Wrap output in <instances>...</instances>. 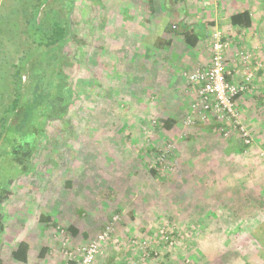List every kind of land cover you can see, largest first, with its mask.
<instances>
[{"label":"rangeland","instance_id":"rangeland-1","mask_svg":"<svg viewBox=\"0 0 264 264\" xmlns=\"http://www.w3.org/2000/svg\"><path fill=\"white\" fill-rule=\"evenodd\" d=\"M42 1L0 0V127L14 124L13 122L17 120V116L7 114V111L11 109L12 102L24 95L27 89L30 88L34 78L33 72L41 68L36 50L40 39L43 38L42 32L46 28L38 33L35 31V24L42 22L48 27L51 20L57 17L56 13L61 9L60 1L47 0L44 4H41ZM74 5L75 10L71 19L77 25H73L71 31L88 40L92 34V26L101 27L103 26L101 25L102 22L106 21L101 19V24H99L100 20L97 22L96 19H93L95 17L94 11L83 0H75ZM87 9L88 12H85ZM88 13L89 15H87ZM102 29H106L105 26ZM119 37L121 36L119 35ZM88 42L89 45L90 40ZM69 52H67V55L71 61L73 62L74 58L72 55L76 53V61L78 62L81 59L83 64L82 70L88 69L90 74H88V71L81 74L84 71H80L82 80L79 79L80 81L76 83L81 85V90L75 94L74 99V95L70 98L72 102L74 100V103L70 106L66 117L46 122L42 137L31 148L32 155L14 157L11 154H2V149L7 144L0 146V191L8 189L13 193V196L1 208L5 230L0 233V249L2 242L10 251L17 243L18 237L21 236V239L27 238L33 242L36 235H38L39 238L35 239L37 242L34 245L38 248L40 246L48 248V254L40 263L45 260L57 264L60 260V263L64 264L66 259L65 245L72 246V248L83 246L96 239L106 227H110L112 229L110 243L104 245V247L120 251L119 264H136V261L140 259L138 249L133 247L130 249L129 242L125 243V240H118V236L124 234L129 236L127 239L132 236L131 240L150 243L153 251L158 253L157 256L152 254L149 258L147 257L148 259L141 261V264H174L179 253L189 248V245L185 246L182 243L183 239L180 236L177 216L173 218L171 213L167 211L166 206H163L165 212H160L157 202L161 200L163 203L169 204L171 191L178 187L175 175H173L174 167L170 162V158L175 151V145L173 142H165L163 145L162 155L163 153L166 155V162L163 164H160L159 158L161 156L157 157L153 154H149L150 159L142 160L143 155L141 154L149 146H142L146 142H136L135 140L134 145L128 143V147L132 148L131 150L126 145H122L121 138L124 141V134H126L127 129L134 127L131 130L134 129L135 135H138L141 122L146 121L143 119L141 111H138V101L134 100L133 105L124 106L125 104L123 105L122 102H113L112 99L115 97L111 93L106 96L107 91L105 89H108L111 83L109 81V85L106 86L108 75L113 78V81L119 79V76L122 78V75L116 69H110L111 63L107 64L109 57L106 46L100 53L93 51L92 48L89 49L87 46L80 49V51L74 52L73 49H70ZM118 55L120 57L124 56L121 52ZM99 57L104 64V69L99 68L101 64H95ZM85 65L87 66L84 67ZM94 68L95 70H93ZM17 71H21L20 78L15 75ZM69 72H73L72 69H69ZM95 83L99 86L98 89L93 87ZM113 104L118 107L117 110L113 109L121 114V118H118L117 114H114V118L108 115V106ZM261 107L259 110H264V104ZM150 118L151 121H158L154 117ZM190 119L191 116L183 120V129H178L176 131L177 135L183 133L181 136L184 137L190 130L189 128L203 124L197 120L188 123ZM213 122L215 123L214 120ZM112 123L118 124V126H113ZM245 125L248 128V124ZM219 127V125L216 126L217 131L225 138ZM151 128L154 132L164 131L161 126L156 124H151ZM135 135L132 138H135ZM136 139H138V136ZM237 140L245 148L251 149L254 145L253 140L250 146H244L238 138ZM1 141L2 138H0V143ZM107 149L112 152L109 157L106 153ZM120 149H124L126 152H121ZM96 151L98 155L97 159H94L91 156ZM148 152L150 153V150ZM130 154L133 157H129ZM259 157L264 159L263 151L259 152ZM90 168L94 174L97 172L107 174L110 172L112 174L110 177L114 179L113 185H111L113 188H109V192L98 190L94 193L91 191L86 195L79 193L76 187L71 186V188H68L66 186L68 180L74 182V170L79 171L82 169L88 172V175H91ZM150 169H158L157 176L159 178L152 176L149 172ZM241 177L242 180L238 183L239 177L234 178L236 185H241L242 188L240 200L253 202L256 197L252 200L251 197H254L255 193L261 195L262 197L259 198L262 199V201L259 200V202H262L260 211L264 213V168L261 173H257L254 167L245 165ZM230 179L228 178L226 182L230 183ZM157 182L163 188L156 187L158 186ZM197 183L198 179H191L184 187H189L192 184L191 188L196 191L195 188L203 186L202 183H200V186ZM88 186V188L92 187L90 182ZM249 187H251V192ZM164 188H167V192ZM91 206L92 210H89ZM237 206L239 208L234 211L236 215L250 220L254 218L250 212L246 211L242 202ZM116 207L123 209V213L114 210ZM126 210L130 211L127 212ZM133 211L141 212L142 223L140 225L146 224L142 235H138V237L133 236L128 230L126 232L122 229L127 223H134ZM47 212L51 213V222L42 223L40 218ZM76 212L77 217L76 214L74 216ZM101 215L106 217L107 221L103 224L101 230L100 227L98 228L100 231L97 233L95 230H97V222ZM78 218L81 221H77ZM81 223L82 228L93 229L97 234L93 233V237L87 236V239H85L79 226H77L79 234L76 237H73L66 230L68 226ZM241 223L245 222L242 221ZM260 226L258 222L249 223L238 232L251 233L255 228L260 230ZM163 227H166L165 230L169 229L177 238L175 240L176 245L172 248H169L165 244V240L161 238L160 230ZM198 229L199 227H194L189 233L194 235V232ZM192 235L189 234L191 238ZM262 240H264V237ZM74 241H76V244L72 243ZM206 244V242L199 243L201 246ZM262 244L264 249V242ZM243 253L246 254V251ZM10 254V252L5 253L3 251L4 264H13V258ZM191 254H188V250L185 251V255L178 258L179 264H197ZM106 256L107 250H104L102 258H98L95 264L102 261L101 259H104V257L106 259L108 257ZM213 261L222 264L225 262V258H206L202 264L210 262L212 264Z\"/></svg>","mask_w":264,"mask_h":264},{"label":"crops","instance_id":"crops-1","mask_svg":"<svg viewBox=\"0 0 264 264\" xmlns=\"http://www.w3.org/2000/svg\"><path fill=\"white\" fill-rule=\"evenodd\" d=\"M155 7L156 14L152 17V23L145 26L144 32L134 33L133 28H128L107 35L105 38L109 57L107 64L111 63L110 69H116L122 75V78L119 76V79H114V81L108 75L107 80L111 81L108 91L115 97L112 101L122 102L126 106L133 105L134 100H137L138 111H141L143 119L146 120L141 122L138 135H135L134 129L131 130L134 127L127 129L124 134L125 142L121 138V144L128 147L129 144L134 145L135 140L146 142L142 146H149L141 155H143L142 160H147L150 159L148 156L151 155L153 149H163L165 142L174 143L175 151L170 162L174 167L173 175H175L178 187L171 191L169 204L161 200L157 203L160 212H165L163 206H166L173 218L177 216L176 219L180 222L178 226L183 239L182 243L185 246L189 245V248L179 253L178 258L183 257L185 251L188 250V254L192 253V258L197 264H202L206 258L219 257L225 258L222 264H264L262 260L264 259L262 244L264 242L262 240L264 218L261 219L260 230L255 228L251 233H239L238 231L243 226L260 222L258 217L250 220L234 213L239 208L237 204L241 202L242 193L241 185H236L234 178L239 177L237 183L242 180L245 165L254 167L257 173H261L264 168V159L259 157V152H264V110H259L264 104V0H211L208 5H203L201 0H157ZM241 12L249 13L251 18L249 28H240L230 24L229 18ZM179 24L198 33L200 40L195 48L187 46L180 33L176 32ZM215 28L221 30L224 39L228 42L224 53L228 81L240 83L246 75L252 76L248 91L236 100L240 117L245 124H248L253 137L254 145L251 149L242 147L235 137L223 138L217 131V125L213 120L203 123L204 125L198 124L196 127L189 128L190 130L184 137L181 136L183 133L176 134L178 129H183V120L191 116V106L196 98L195 88L187 83L185 74L209 63L210 37ZM157 41H171V45L163 49L155 48ZM120 52L124 56L120 57L118 55ZM241 53L249 56L246 64H249L248 68L244 67L246 65L240 56ZM257 62H262L260 69L256 65ZM113 108L117 110L118 107L115 104L108 106V115L114 118V114H117L118 118H121V114ZM150 117L158 120L173 119L175 121L174 131L172 128L170 131L154 132L151 128ZM112 125L118 126L113 123ZM134 135L135 138H132ZM137 136L138 139H136ZM120 151L126 152L124 149ZM106 153L108 157L112 155L110 149H107ZM97 155L96 151L91 157L97 159ZM129 157L133 156L130 154ZM90 170L91 175L82 169L74 170V182L71 180L67 182H71L72 187H76L79 193L86 195L98 190L109 192V188H113L111 185L114 179L110 177L112 175L110 172L94 174L91 168ZM156 177L159 178L157 175ZM228 178H231L230 183L226 182ZM191 179H198L197 184L200 186L202 183L203 186L195 188L196 191L191 188L193 183L189 187H184ZM89 182L91 188H88ZM157 184L156 187L163 188L159 182ZM164 190L167 192V188ZM249 190L251 192V187ZM255 197L253 203L259 210L262 205V202H259L262 199L259 198L262 196L255 193L251 200ZM115 209L122 213L124 211L118 207ZM89 210H92V206ZM140 213L133 211L134 223H127L125 228H122L135 237L142 235L146 225H140L142 223ZM75 214L77 217V212L74 216ZM42 216L52 219L50 212ZM106 219L102 215L98 219L97 230H95L97 233L102 229ZM77 221L81 220L78 218ZM242 221L245 223H241ZM82 223L73 224V226L81 227ZM194 227H199V229L192 235L189 231ZM80 230L85 239L87 236L93 237V233H96L90 228L81 227ZM128 237L124 234L118 236V240H125V243H128L132 236L127 239ZM36 238H39L38 235ZM16 241L17 243L10 251L2 242L1 262L4 257L3 251L12 253L18 243L25 241L30 245L28 262L25 264H54L45 260L40 263L48 254V248L41 246L38 248L34 245L37 241L21 239V236ZM200 242L207 244L201 246ZM72 243L76 244V241ZM106 250L108 257L106 256V259L104 257L105 260L101 259L102 261L96 264H119L120 251L111 250L110 247H105ZM245 251L246 254L243 253ZM178 258L175 259L174 264H179ZM12 261L13 264H22L14 259ZM57 264H61L60 260ZM212 264L218 263L213 261Z\"/></svg>","mask_w":264,"mask_h":264},{"label":"trees","instance_id":"trees-1","mask_svg":"<svg viewBox=\"0 0 264 264\" xmlns=\"http://www.w3.org/2000/svg\"><path fill=\"white\" fill-rule=\"evenodd\" d=\"M46 1L43 0L41 4H44ZM53 1L61 2V9L56 13L57 17L51 20L48 27L42 22L40 24L36 23L34 27L38 33L43 28H46L42 32L43 38L40 39L36 50V56L39 58L41 68L33 72L32 85L24 95L12 102L11 109L7 111V114L17 116V120L13 122L14 124L0 127V138H2L0 146L7 144L3 147L2 154H11L14 157L18 155H23L24 157L32 155L31 148L42 137L46 122L66 117L70 106L74 103V100L72 102L70 98L74 95V99L75 94L81 90V85H78L79 83L76 82L82 80V73L88 71V74H90L88 69L82 70L83 64L81 63V59H77L78 62L76 61V53L72 55L74 58L73 62L71 61L67 55L70 49L77 52L87 46L89 49L92 48L93 51L100 53L105 48V38L107 35H112L120 32L122 29L126 30L128 28H133L134 33L144 32L145 26L152 23V17L156 14L155 2L157 0H83L94 11L95 17L93 19H96L97 22L100 20L99 24H101V19L106 21L101 24L106 29H102L103 26H92V34L88 40L71 31V27L77 25L71 19L75 10V0ZM85 12H88V9ZM229 22L231 25L240 28H249L251 26V18L247 12L232 15L229 18ZM176 32L180 33L184 42L189 47L195 48L199 43L200 37L198 33L187 29L183 24H179ZM89 40L90 44L88 45ZM170 45L171 41H157L155 48L163 49L170 47ZM100 59L99 57V60L95 64H101L99 68L104 69V64ZM69 69H72L73 72H69ZM80 71L84 72L80 74ZM20 74L21 71H17L15 75L20 78ZM106 82V86H108L109 80L106 79ZM73 85L77 88L75 89ZM93 87L99 88L96 83ZM108 89H105L107 91L106 96L110 93ZM150 123L170 131L175 121L173 119H161L158 121L153 120ZM162 152V148H158L153 149L151 154L158 157ZM157 171L159 170L150 169L149 172L152 176H156L158 175ZM66 186L71 188V182H67ZM12 196L13 193L8 189L0 191V233H3L5 230L4 216L2 215L1 208ZM241 202L246 211L250 212L253 217H258L261 214L258 217L259 224L261 225L264 213H261L260 209H256L253 202ZM40 221L47 224L51 222V218L42 216ZM66 230L73 237L79 234V229L73 225L68 226ZM29 252L30 245L22 241L16 245V248L11 253V257L15 261L25 264L28 262ZM41 253L43 254V251ZM0 264H3V262L0 261Z\"/></svg>","mask_w":264,"mask_h":264},{"label":"built area","instance_id":"built-area-1","mask_svg":"<svg viewBox=\"0 0 264 264\" xmlns=\"http://www.w3.org/2000/svg\"><path fill=\"white\" fill-rule=\"evenodd\" d=\"M204 5H208L211 0H201ZM228 47V42L224 39L222 32L215 29L211 37L210 60L209 63L195 68L189 74H185V79L189 85L195 88L196 98L191 106V119L206 123L213 119L219 130L225 138L236 136L244 146L252 144V135L240 117V113L236 106V100L248 91L249 85L252 83V76L246 75L240 83H231L227 79V69L225 64L224 53ZM244 64L249 61V56L240 54ZM264 61V57H263ZM249 65V64H248ZM248 65L244 66L248 68ZM257 67H262V62H257ZM160 164L166 162V155H160ZM115 219V218H114ZM163 227L161 238L165 240V244L169 248L176 245V236L169 229ZM112 229L106 227L97 236L96 239L89 241L83 246L65 245V261L64 264H94L98 258L103 255L104 245L110 243V232ZM175 236V237H174ZM129 247L138 249L140 259L136 264L148 259L152 254L158 255L151 248L150 243L146 241L137 242L134 239L128 241ZM148 257V258H147ZM102 258V257H101Z\"/></svg>","mask_w":264,"mask_h":264}]
</instances>
